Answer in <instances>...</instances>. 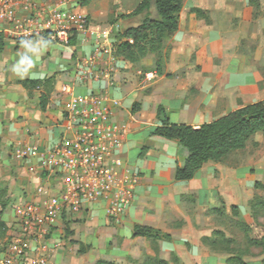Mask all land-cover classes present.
<instances>
[{
  "label": "crops",
  "instance_id": "obj_1",
  "mask_svg": "<svg viewBox=\"0 0 264 264\" xmlns=\"http://www.w3.org/2000/svg\"><path fill=\"white\" fill-rule=\"evenodd\" d=\"M113 1L115 3L116 0ZM67 5L86 14L93 30L109 32L112 45L117 40L115 33L137 26L144 19L133 20L143 13H130L135 6L126 8L128 15L135 16L108 22L109 0H90L86 5H81L79 0H70ZM117 7L118 14H122L121 5ZM204 10L209 21H214L215 14L225 15L223 7L217 11L211 8ZM150 12V17L154 18L153 5ZM200 20L190 8L186 9L184 1L178 29L167 42L168 52L162 74L151 66L136 67L113 53L112 63H104L107 56H101L103 63L96 66L98 78L81 79L78 76L81 61L93 50L91 36L76 33L72 43L63 45L38 38L13 40L2 35L0 177L9 180L12 189L22 190L23 195L15 199L17 204L13 203L2 216L7 226V242L0 251H4L9 239L19 229L15 207L42 200L44 194L39 193L40 187L50 193L60 190L61 181L41 168L39 158H20L16 149L30 144L45 150L66 136L64 125L68 95L60 90L63 84H70L75 93L106 94L119 102L117 106L112 105V109L114 119L126 126L120 155L139 176L134 198L121 216L126 226H131L128 229L131 237L135 224H158V218L153 219L156 215L152 209L167 210L162 211L160 217L170 218L172 211L179 208L183 194L192 196L198 208L213 207L221 201L236 202L238 197L234 199L233 196L237 193L239 196L241 190L234 168L208 161L192 179L176 180L175 168L182 163L178 144L151 133L161 125L162 116L169 123H184L197 128L243 105L264 100V88L262 91L259 89L258 49L250 61H244L237 51V36L229 38L226 36L228 31H218L214 24L203 25ZM186 21H190V25ZM23 80H49L50 83L27 88L22 85ZM42 94L47 95L43 107L40 104ZM214 112L223 114L210 118ZM105 205L102 200L86 203L80 212L60 219L48 241L51 260L56 264H66L71 239L80 235V226H87L88 230L97 233L100 227L113 223L105 213ZM66 227L70 233L74 231L72 236L68 237ZM54 242H60V245L53 247Z\"/></svg>",
  "mask_w": 264,
  "mask_h": 264
},
{
  "label": "built area",
  "instance_id": "obj_2",
  "mask_svg": "<svg viewBox=\"0 0 264 264\" xmlns=\"http://www.w3.org/2000/svg\"><path fill=\"white\" fill-rule=\"evenodd\" d=\"M76 33L91 36L93 44L78 76L98 78L101 56H107L104 63L114 60L109 32L93 30L86 14L63 2L0 0V34L10 39L69 45ZM60 90L68 95L66 136L45 150L30 144L16 149L20 158H39L41 168L61 181L60 190L50 193L40 187L42 200L15 207L19 229L0 255V264H56L49 257L48 241L61 218L102 200L107 217L116 222L134 198L139 176L120 155L126 126L114 119L112 109L119 102L106 94L75 93L70 84ZM59 245L54 242L53 247Z\"/></svg>",
  "mask_w": 264,
  "mask_h": 264
},
{
  "label": "rangeland",
  "instance_id": "obj_3",
  "mask_svg": "<svg viewBox=\"0 0 264 264\" xmlns=\"http://www.w3.org/2000/svg\"><path fill=\"white\" fill-rule=\"evenodd\" d=\"M222 1L224 0H185V6L187 10L193 6L203 10L211 8L212 11L224 8L225 15L215 14L214 21L204 18H200V21L203 25L214 24L218 31H228L226 36L229 38L237 36V51L244 61H250L253 52L258 49L259 89L262 91L264 0H257L255 6L250 5L249 0H226L225 3ZM57 2L67 4L70 0L53 1ZM137 3L138 0H116L115 3L109 0L111 9L107 21L115 22L118 18L135 16L128 15L126 8L135 7ZM119 5L123 9L122 14H118L120 11L116 10ZM132 11L133 9L130 13ZM145 16H151L150 10L143 12L141 16L133 17V20L141 21ZM153 17H158L155 8ZM186 24L190 25V21H186ZM167 52L168 49L164 50V62ZM154 60V54H149L134 65L154 67ZM221 114L223 113H211L210 118ZM221 163L225 167L234 168L238 173L237 181L241 194L233 196L234 199L238 197L236 202L221 201L213 207L198 208L192 196L183 194L180 196L179 208L172 211L168 219L160 217L162 211L167 210L152 209L151 212L156 215L153 219L158 218V224L148 226L168 234L170 239L133 238L128 232L131 226H126V221L121 220L122 217L116 222L100 227L97 233L88 230L87 226H80V235L71 239V250L66 264H96L99 260L113 264H162L161 260L167 264H227V259L232 256H236V259L231 264H264V189L254 185L255 181L264 184V134L256 133L243 150L230 154ZM21 191L12 189L9 180L0 177L1 220L17 198L23 195ZM4 222L6 224V221ZM73 234L74 231L69 233L68 237ZM249 238L260 240L261 244L250 245ZM6 242V235L0 236V248L4 247ZM1 254L3 250L0 251Z\"/></svg>",
  "mask_w": 264,
  "mask_h": 264
},
{
  "label": "trees",
  "instance_id": "obj_4",
  "mask_svg": "<svg viewBox=\"0 0 264 264\" xmlns=\"http://www.w3.org/2000/svg\"><path fill=\"white\" fill-rule=\"evenodd\" d=\"M89 1L79 0V3L86 5ZM184 1L140 0L133 10V14L148 11L153 5L158 17L145 16L139 25L128 27L124 32L114 34L117 39L116 42H113L114 55L135 64L147 55L154 54L153 68L158 74H162L164 50L168 49L167 42L178 29L179 13ZM249 3L255 6L257 0H249ZM190 10L195 13L197 18L208 20L205 10L198 7H192ZM1 37L0 34V40ZM73 40L74 36L70 43ZM21 83L25 87L31 88L42 83L46 86L50 81L23 80ZM40 99V104L43 107L47 101V95L42 94ZM161 118V125L155 127L151 133L173 140L178 144L182 153V163L176 166L174 178L190 180L204 163L208 161L223 162L230 154L243 150L256 133L264 134V100L243 105L216 119L202 123L197 128L184 123H169L165 116ZM254 185L264 189V184L259 181H255ZM6 230L5 222L0 219V236L6 235ZM65 230L66 234L70 233L68 227ZM132 236H141L152 240L170 239L168 234L159 229L142 224L134 225ZM249 241L250 245L261 244L260 240L249 238ZM235 257H229L227 264L233 263ZM160 263L167 264L164 260H161ZM96 264L113 263L99 260Z\"/></svg>",
  "mask_w": 264,
  "mask_h": 264
}]
</instances>
